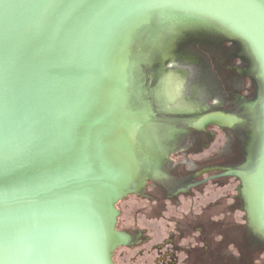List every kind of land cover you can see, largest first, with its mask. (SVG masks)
I'll list each match as a JSON object with an SVG mask.
<instances>
[{"label":"water","instance_id":"water-1","mask_svg":"<svg viewBox=\"0 0 264 264\" xmlns=\"http://www.w3.org/2000/svg\"><path fill=\"white\" fill-rule=\"evenodd\" d=\"M11 2L0 0V74L4 6ZM9 12L14 103L24 126L46 124L53 138L71 123V142L64 148L74 151L87 169L73 205L96 225L101 264H164L156 258L171 247H164L169 236L176 249L186 242L194 246L198 224L223 235L218 257L207 256L209 264H264V205L250 202L240 175L259 159L255 124L264 112V67L231 26L252 30L245 17L218 10V17L192 13L166 25L135 29L122 39L117 64L100 66L103 78L123 79L121 91L79 81L60 62L69 29L85 25L71 18ZM68 58L66 53L63 59ZM74 104L83 110L82 117L66 115ZM195 126L208 127L207 134L192 133ZM220 170L227 176L223 185L206 180L188 188L221 175ZM177 191L184 194L166 199ZM31 198L25 191L16 194L20 205ZM176 221L184 235L177 232Z\"/></svg>","mask_w":264,"mask_h":264},{"label":"snow or ice","instance_id":"snow-or-ice-1","mask_svg":"<svg viewBox=\"0 0 264 264\" xmlns=\"http://www.w3.org/2000/svg\"><path fill=\"white\" fill-rule=\"evenodd\" d=\"M3 16L4 67L0 74V264H101L103 248L96 225L80 215L74 193L87 169L74 151L71 123L53 138L46 124L24 126L14 103L9 78L8 45L12 13L29 11L52 19L71 18L67 47L61 49L63 67L77 80L99 85L102 90L119 88L123 79L103 78L101 64L115 66L122 39L135 29L166 25L192 13L218 17V10L241 14L252 30L231 25L255 51L264 67V0H13L5 4ZM70 58L64 60L65 54ZM102 93L98 95V101ZM83 110L78 104L66 115ZM83 126V119H80ZM261 151L255 166L240 175L250 202L264 205V112L255 124ZM43 159H37L40 154ZM32 198L23 205L16 194Z\"/></svg>","mask_w":264,"mask_h":264},{"label":"flooded vegetation","instance_id":"flooded-vegetation-1","mask_svg":"<svg viewBox=\"0 0 264 264\" xmlns=\"http://www.w3.org/2000/svg\"><path fill=\"white\" fill-rule=\"evenodd\" d=\"M190 129L192 130L191 131L192 133L203 135V134H207L208 127L205 129H199L195 126V127H190ZM190 135H192V134H189V136ZM220 171H221L220 172L221 175H219V176L213 175V176L205 177L204 179L200 180V182H196L195 184H193L192 186H189L188 188L189 189L190 188H197L198 186L203 185L206 180H211L212 182L216 181V183L220 181L221 185H223L222 181L224 182V179L227 176L223 174L222 170H220ZM206 172H208V171H206ZM201 175L203 176V174H201ZM195 177H198V174ZM177 194H184V192L177 191V192L171 193V194L167 193L166 199L171 201L172 199H174V197H176ZM185 194H186V192H185ZM174 224L176 225V230L179 233V235H184L183 231H181V227L179 226L178 222L176 221V223H174ZM198 225L200 227H196L194 230L197 231V235L200 236V237H198V244H200V245L202 244V247L200 248V253H198V252H197V254L192 253L193 250L197 251V245H198L196 243L197 245L194 244V246H192V242L191 243L186 242L184 245L180 246V248L176 249V247L173 246V244L175 243L174 237L169 236L170 239L166 240L164 247L168 248L169 244H170L169 246H171V247L165 250V252L163 253V256L156 258V261H159V262L164 263V264H195L196 263L195 261H197V259H200V260H202L201 264H209L207 256L212 254V257H214V259L216 257H218V253H219L218 251H219V249H222V246L224 244L223 243V235H222V237L214 236L213 235L214 233L208 232L207 226L205 224H198ZM196 226H197V224H196ZM187 233H189V235L191 234V231L188 230V227H187ZM216 233H218V232H216ZM209 234H211V235H209ZM217 238H219V240ZM188 240H189V238H188ZM211 246H214L217 252L213 253V250H212V252H209V248ZM158 247L162 248V249L164 248L162 245H159ZM159 248H158V250H161ZM255 251H256V249L254 250V253H255ZM179 252L182 254L181 259H178ZM252 255H251V257H252ZM251 257H250V260H251Z\"/></svg>","mask_w":264,"mask_h":264},{"label":"trees","instance_id":"trees-1","mask_svg":"<svg viewBox=\"0 0 264 264\" xmlns=\"http://www.w3.org/2000/svg\"><path fill=\"white\" fill-rule=\"evenodd\" d=\"M241 233H242V230H241V228L239 229V234H240V237H241ZM211 235V234H210ZM214 236H218V234H213ZM220 235V234H219ZM224 238L225 239H227L228 240V238H227V236H225V234H224ZM242 238H243V236H242Z\"/></svg>","mask_w":264,"mask_h":264}]
</instances>
